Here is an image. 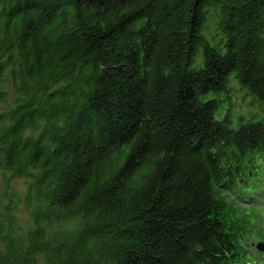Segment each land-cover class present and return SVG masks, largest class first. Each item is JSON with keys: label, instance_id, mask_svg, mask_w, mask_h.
<instances>
[{"label": "trees", "instance_id": "obj_1", "mask_svg": "<svg viewBox=\"0 0 264 264\" xmlns=\"http://www.w3.org/2000/svg\"><path fill=\"white\" fill-rule=\"evenodd\" d=\"M231 81L264 105V0H0V264H264Z\"/></svg>", "mask_w": 264, "mask_h": 264}, {"label": "rangeland", "instance_id": "obj_2", "mask_svg": "<svg viewBox=\"0 0 264 264\" xmlns=\"http://www.w3.org/2000/svg\"><path fill=\"white\" fill-rule=\"evenodd\" d=\"M222 99L224 103L220 112L221 115L229 110L231 112V116L234 118L246 115L247 117H255L256 119L254 118V120L264 119V105L254 102L252 99H250L234 81H231L228 84L227 92ZM5 109L6 108L4 104H2L0 101V112L4 111ZM26 185L27 181L25 179L11 178L10 175L0 176V195L9 192L11 194L17 195L18 200L21 201L26 195ZM235 203L239 207L241 205L244 207H249L251 205V202H243L241 200H236ZM248 210L250 213V208ZM15 217L17 218L18 223L23 228V230H27L32 226L28 215L24 212L21 206L18 208ZM250 221L254 225V228L252 230L250 226L245 229L244 232L246 233L242 244H248L250 247L256 248L255 245L258 242H264L258 241V236H262V233L257 231L261 227L264 228V221L254 223V217H251ZM258 224L260 225L258 226Z\"/></svg>", "mask_w": 264, "mask_h": 264}, {"label": "water", "instance_id": "obj_3", "mask_svg": "<svg viewBox=\"0 0 264 264\" xmlns=\"http://www.w3.org/2000/svg\"><path fill=\"white\" fill-rule=\"evenodd\" d=\"M257 248H258V249H260V248H261V249H264V248H262L260 245H258Z\"/></svg>", "mask_w": 264, "mask_h": 264}, {"label": "bare ground", "instance_id": "obj_4", "mask_svg": "<svg viewBox=\"0 0 264 264\" xmlns=\"http://www.w3.org/2000/svg\"><path fill=\"white\" fill-rule=\"evenodd\" d=\"M259 196V194H256L255 199Z\"/></svg>", "mask_w": 264, "mask_h": 264}]
</instances>
